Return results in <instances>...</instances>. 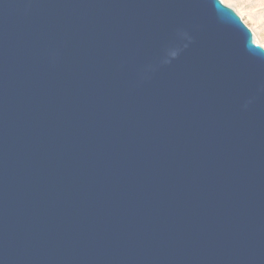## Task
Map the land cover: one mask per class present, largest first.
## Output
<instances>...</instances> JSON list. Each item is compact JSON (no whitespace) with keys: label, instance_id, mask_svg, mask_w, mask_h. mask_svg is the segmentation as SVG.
Here are the masks:
<instances>
[{"label":"water","instance_id":"water-1","mask_svg":"<svg viewBox=\"0 0 264 264\" xmlns=\"http://www.w3.org/2000/svg\"><path fill=\"white\" fill-rule=\"evenodd\" d=\"M0 264H264V48L222 0H0Z\"/></svg>","mask_w":264,"mask_h":264},{"label":"rangeland","instance_id":"rangeland-1","mask_svg":"<svg viewBox=\"0 0 264 264\" xmlns=\"http://www.w3.org/2000/svg\"><path fill=\"white\" fill-rule=\"evenodd\" d=\"M260 0H233L228 2L227 0H222V2L231 7L244 21V23L251 29L254 35V40L256 43L261 45L264 48V34H260L256 30V19L247 12L258 9V3ZM247 3L255 4L252 8L247 7Z\"/></svg>","mask_w":264,"mask_h":264},{"label":"bare ground","instance_id":"bare-ground-1","mask_svg":"<svg viewBox=\"0 0 264 264\" xmlns=\"http://www.w3.org/2000/svg\"><path fill=\"white\" fill-rule=\"evenodd\" d=\"M228 2H232L233 0H227ZM255 4L247 3V7H253ZM248 15L254 17L256 19V30L260 34H264V0H260L258 3V9L247 12Z\"/></svg>","mask_w":264,"mask_h":264}]
</instances>
